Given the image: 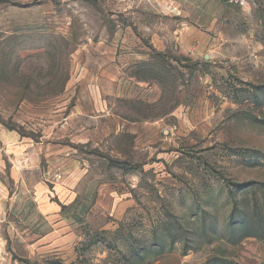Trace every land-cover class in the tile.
<instances>
[{
    "label": "rangeland",
    "instance_id": "1",
    "mask_svg": "<svg viewBox=\"0 0 264 264\" xmlns=\"http://www.w3.org/2000/svg\"><path fill=\"white\" fill-rule=\"evenodd\" d=\"M241 1L176 0V14L195 13L212 40L199 61H176V125L143 135L133 159L106 143L79 148L80 183L125 184L123 222L77 223L91 201L71 196L68 248L38 245L29 260L13 243L19 257L9 252L5 264H264V238L226 239L232 215L264 203V0ZM120 11L114 0H0V79L11 82L0 81V121L78 149L75 128L60 123L62 104L70 111L82 92L61 85L80 72L67 39L82 45L92 28L124 23L112 18ZM114 156L129 163L113 164Z\"/></svg>",
    "mask_w": 264,
    "mask_h": 264
},
{
    "label": "crops",
    "instance_id": "2",
    "mask_svg": "<svg viewBox=\"0 0 264 264\" xmlns=\"http://www.w3.org/2000/svg\"><path fill=\"white\" fill-rule=\"evenodd\" d=\"M114 3L122 11L112 18L118 14L124 23L114 20L100 30L92 28L86 34L93 38L82 45L67 39V52L80 72L70 77L66 88L78 84L82 92L70 111L67 102L62 104L60 123L67 130L75 128L78 149L44 133L38 140L34 126L12 130L0 121V264H5L9 252L15 253L13 243L23 244L29 254L24 259L29 260L36 256L38 245L44 252L68 248L70 223H76L69 213L71 196H77L76 202L82 196L91 201L77 223L123 222L128 204L125 184L80 183L87 170L81 169V159L76 160L84 156L79 148L106 143L112 152L119 148L126 157L139 156L143 135L176 125V61L195 63L211 46L207 22L197 21L189 11L177 15L176 0ZM202 13L211 20L210 8ZM159 106L167 110L159 116L149 113ZM111 161L129 163L115 156ZM41 223L44 230L39 231Z\"/></svg>",
    "mask_w": 264,
    "mask_h": 264
},
{
    "label": "trees",
    "instance_id": "3",
    "mask_svg": "<svg viewBox=\"0 0 264 264\" xmlns=\"http://www.w3.org/2000/svg\"><path fill=\"white\" fill-rule=\"evenodd\" d=\"M70 79V75L67 77V81ZM1 84H9L11 82H8V80L0 79ZM67 81H63L61 85L64 87V84L67 85ZM33 83L35 80L32 81ZM30 80L28 81V90L30 88L31 83ZM24 83V82H23ZM64 89L62 88L61 91H59V94L63 93ZM27 100V97L21 99ZM10 129L15 130L16 127L12 125H8ZM262 186L264 187V184L262 183ZM263 208L264 203H260L257 201L255 203L254 207H250V204L245 206L244 210H241V212L236 216L232 215L230 218L226 239L227 242L232 245H238L240 242L247 238H258L263 239L264 238V218H263ZM221 264H227V263H221Z\"/></svg>",
    "mask_w": 264,
    "mask_h": 264
},
{
    "label": "built area",
    "instance_id": "4",
    "mask_svg": "<svg viewBox=\"0 0 264 264\" xmlns=\"http://www.w3.org/2000/svg\"><path fill=\"white\" fill-rule=\"evenodd\" d=\"M241 5H242V6H248V5H247V2L244 1V0L241 1Z\"/></svg>",
    "mask_w": 264,
    "mask_h": 264
}]
</instances>
